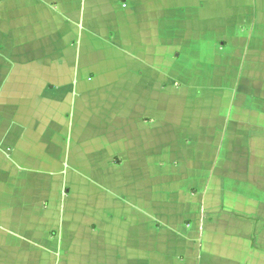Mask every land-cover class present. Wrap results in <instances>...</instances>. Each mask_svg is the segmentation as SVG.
Returning <instances> with one entry per match:
<instances>
[{
    "label": "crops",
    "instance_id": "obj_1",
    "mask_svg": "<svg viewBox=\"0 0 264 264\" xmlns=\"http://www.w3.org/2000/svg\"><path fill=\"white\" fill-rule=\"evenodd\" d=\"M0 63V264H264V0H0Z\"/></svg>",
    "mask_w": 264,
    "mask_h": 264
},
{
    "label": "rangeland",
    "instance_id": "obj_2",
    "mask_svg": "<svg viewBox=\"0 0 264 264\" xmlns=\"http://www.w3.org/2000/svg\"><path fill=\"white\" fill-rule=\"evenodd\" d=\"M20 5H21V3H10L6 9V17H4V15L2 14V16L7 20V22L9 24L12 22H15L14 20H15V15L17 12V7ZM11 26H12V24H11ZM13 44H14V42H13ZM0 72H3V73L6 72V68L3 67L1 63H0ZM15 78H16V74L13 73V75L11 76V81L3 89V95L6 98L11 97V96L16 97L17 91H16V85H15ZM14 101H15V99H14ZM8 113H9V115L15 114V109H14L13 105H11L10 108L8 109ZM0 123H2L1 120H0ZM10 124H11V122L5 123L3 121V128H5L7 130L8 127L10 126ZM15 129H16V126H15ZM10 142L11 143H9L8 145H10L9 147H11V146L12 147L8 150V153L14 151V147H15L14 137H12ZM10 174L11 175L17 174L16 169H14V171H12ZM112 251H113V249H110L109 253H112ZM82 256H83V254H81V249L79 247H76L75 251L70 255L71 258H70V261L68 262V264H80L82 262V260H81ZM39 261L40 260L38 258V261H35L33 263H30V264H38Z\"/></svg>",
    "mask_w": 264,
    "mask_h": 264
}]
</instances>
